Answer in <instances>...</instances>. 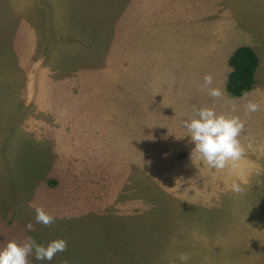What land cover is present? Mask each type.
<instances>
[{"label": "rangeland", "instance_id": "obj_1", "mask_svg": "<svg viewBox=\"0 0 264 264\" xmlns=\"http://www.w3.org/2000/svg\"><path fill=\"white\" fill-rule=\"evenodd\" d=\"M114 31L134 58L104 54ZM241 44L259 66L235 97ZM209 73L217 113L245 120L244 155L224 169L178 138L213 104ZM36 206L55 222L37 224ZM27 235L67 240L43 264H264V0H0V246Z\"/></svg>", "mask_w": 264, "mask_h": 264}, {"label": "clouds", "instance_id": "obj_2", "mask_svg": "<svg viewBox=\"0 0 264 264\" xmlns=\"http://www.w3.org/2000/svg\"><path fill=\"white\" fill-rule=\"evenodd\" d=\"M214 77L211 73L203 78V85L207 95L213 98V104L209 106L193 107L194 115L186 119L183 127L186 130L183 136L194 145L191 152L197 154L200 163L211 169H224L229 162H236L244 155V147L240 142V135L245 127V120L238 115H225L217 113L214 102L224 96V91L213 84ZM239 106L232 103L231 111L236 113ZM245 115L250 116L260 110L261 105L255 101H249L245 106ZM232 191L239 193L241 188L234 184ZM35 222L44 226L52 225L56 217L43 206L35 208ZM31 232L33 224L26 225ZM67 240L55 238L47 243L38 242L35 236L27 235L22 241L9 240L0 246V264H33L34 261L51 262L57 253L67 250ZM183 262L185 257L181 256Z\"/></svg>", "mask_w": 264, "mask_h": 264}, {"label": "trees", "instance_id": "obj_3", "mask_svg": "<svg viewBox=\"0 0 264 264\" xmlns=\"http://www.w3.org/2000/svg\"><path fill=\"white\" fill-rule=\"evenodd\" d=\"M129 28L130 26H128L125 30L128 31ZM124 40H127V38ZM132 42H134V40H132ZM112 47L116 46L113 43H107L104 54L108 56L112 55L114 54V52H107L114 50L115 52L123 54L125 56L123 58L127 57V54L129 52L125 51V49L127 48L119 47L117 49H114ZM65 59L67 58H63V60ZM67 60L69 61L68 64L64 61L61 62L60 69H71L72 71L75 70V67H77L78 65L76 60ZM227 64L229 67V71L226 78V90L235 97L244 96L252 90V86L255 83V73L259 64L257 53L251 46L247 44H241L231 52L228 57ZM50 74L53 76L55 75L54 72ZM47 181L50 182L49 185L52 187L57 185V180L55 178H48Z\"/></svg>", "mask_w": 264, "mask_h": 264}, {"label": "crops", "instance_id": "obj_4", "mask_svg": "<svg viewBox=\"0 0 264 264\" xmlns=\"http://www.w3.org/2000/svg\"><path fill=\"white\" fill-rule=\"evenodd\" d=\"M114 32H115V34L112 36V40L114 41L113 44L117 47L127 48V49H125V51H127V52L131 51L130 58H134L136 56V53L133 52V46H134V42H132L133 38H130V35L127 34L126 32H118V31H114ZM126 38H127V40H124ZM258 66H259V64H258ZM256 75H257V72L255 73V78H256ZM157 76L158 75L154 74V72H153V74L151 76L152 78H150L149 80H152L154 83H156L158 80ZM237 101L238 100L236 99L234 103H236Z\"/></svg>", "mask_w": 264, "mask_h": 264}]
</instances>
